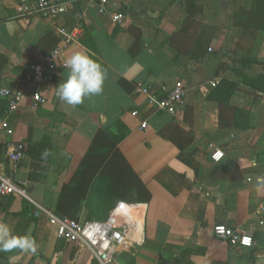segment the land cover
Masks as SVG:
<instances>
[{"label":"crops","instance_id":"0c3cea01","mask_svg":"<svg viewBox=\"0 0 264 264\" xmlns=\"http://www.w3.org/2000/svg\"><path fill=\"white\" fill-rule=\"evenodd\" d=\"M21 1L0 0V87L22 89L16 79L30 64L80 30L41 84L43 103L32 108L26 96L7 119L12 134L0 135V171L30 189V199L0 196V222L16 235L30 232L38 244L35 253L0 252V264H93L87 248L57 237L48 213L100 220L101 197L90 188L103 157L111 180L125 165L150 193L148 201L134 202L131 182L130 201L118 198L142 205L131 213L142 225L139 243L127 245L116 264H264V214L256 213L264 203V189L256 190V178L264 176V92L234 72L264 74V6L250 20L254 0H193L201 12L190 7L189 15L187 0H109L110 12L125 15L116 24L91 0H74L54 18L21 17L15 9ZM75 52L99 62L106 79L102 94L73 108L55 87L67 78L64 62ZM243 58L259 63L244 67ZM221 79L238 82L228 105L207 98ZM175 81L186 96L171 115L158 101ZM139 85L149 92L139 93ZM5 106L0 98V115ZM236 107L249 109L246 128L233 125ZM11 145L19 161L5 156ZM45 149L52 154L42 159ZM91 149L88 171L95 175L87 180L82 162ZM214 149L223 152L218 161L210 157ZM217 223L250 232L254 245L231 247L214 236Z\"/></svg>","mask_w":264,"mask_h":264},{"label":"built area","instance_id":"2783aa9c","mask_svg":"<svg viewBox=\"0 0 264 264\" xmlns=\"http://www.w3.org/2000/svg\"><path fill=\"white\" fill-rule=\"evenodd\" d=\"M74 0H24L16 5L18 15L21 17L39 16L42 18H54L67 11V7ZM96 4L98 12L109 14L116 24H122L125 15L122 11L110 12L109 0H91ZM82 14L78 15V19ZM80 27L77 26L76 32L68 34L61 43L52 48L45 54L41 60L30 64L29 69L16 79V82L22 86V89L0 87V98L6 101V115H0V135H11L13 130L7 123L8 117L18 108L21 101L30 96L32 108L43 103L44 98L40 92V86L45 81L48 74L56 69L57 61L62 57L66 47L74 41L79 33ZM139 93L147 94L146 87L138 86ZM186 89L181 81H175L163 97L158 101L160 108L174 115L184 108V99ZM133 114H137L134 111ZM146 126L145 122L141 127ZM3 151L0 147V170ZM5 156L11 161H19L21 153L17 148L11 145L6 151ZM211 159L218 161L223 157L220 149H214L210 155ZM18 194L30 199L27 187L17 186L8 174L0 171V196ZM136 203H126L118 201L105 220H75L65 216H58L51 213L49 222L56 227L57 237L61 240L77 243L87 248L92 254L93 264H115L116 256L124 250L127 245L139 243L140 226L142 221L133 218L128 211ZM145 209V208H144ZM130 210V209H129ZM124 212V213H123ZM258 215L264 214V203L256 207ZM120 218V220L118 219ZM215 237L226 241L231 247H252L254 239L252 234L245 230H240L223 223H217L213 226Z\"/></svg>","mask_w":264,"mask_h":264},{"label":"trees","instance_id":"16d2710c","mask_svg":"<svg viewBox=\"0 0 264 264\" xmlns=\"http://www.w3.org/2000/svg\"><path fill=\"white\" fill-rule=\"evenodd\" d=\"M186 4H187L186 9H187L188 15L190 13V10H189L190 7L194 8L195 9L194 11L197 13L201 12V8L194 5L193 0H187ZM252 4H254V9L251 10L249 13L246 12V15L248 13L249 15L248 18L250 20L251 19L258 20L260 17V14L259 13L255 14L254 11L256 9L260 8L261 10V8H263L262 5L264 6V0H254ZM240 12H242V10ZM238 15L235 14L234 17H237ZM261 17H263V13H261ZM241 63L244 65V67H248L254 63H259V61H257L255 58H243L241 59ZM261 64L264 65V61H262ZM234 72L236 76L240 78L241 83H243L244 85L256 91L264 92V74L258 75L256 78H250V77L241 75V72L238 70ZM237 86H238V82L234 80L221 79L219 83L216 85V87L214 88V90L208 95L207 98L208 100L216 101V102L228 105L230 102V98L233 95L234 91L236 90ZM248 118H249V109H247L246 107L233 108V120H234L233 125L234 126L240 127V128H246L247 126H249ZM96 140L97 138L94 139V142L92 143V148L93 146L97 145ZM91 151L93 152V150L91 149L89 153L86 155V157L84 158V161L82 162L83 166L85 165V167L83 168L84 169L83 176L88 175L87 180H90V178H93L95 175L94 171L93 172L88 171V168L91 167V165L94 162L93 156H91ZM102 163L104 164L103 168H101L102 170L99 172L98 177L94 179L93 186L90 188L92 192L96 191L97 196L101 197V202L98 203L99 208H97L98 209L97 215L99 214L98 218L100 220H105L107 218V216L109 215L108 213L111 211V208H113L114 205L118 202V198H122V199L124 198L125 200H128L127 198L129 194L132 192V188H133L130 185L131 182L134 184L135 186L134 188L137 190V194H138V197L136 200H134V202H139V201L145 202L150 199V193L141 184V182L135 178V176L132 174L129 168H127V166L120 165L119 167L120 169L118 170L117 173H115L114 179L111 180L112 175L110 174V171L108 169L109 163H110L109 160H107L106 157H103ZM111 181H113L112 187L114 186V188L111 187ZM112 190H114V192H112ZM114 194H116L117 196ZM128 201H125V202H128Z\"/></svg>","mask_w":264,"mask_h":264},{"label":"clouds","instance_id":"9594fccd","mask_svg":"<svg viewBox=\"0 0 264 264\" xmlns=\"http://www.w3.org/2000/svg\"><path fill=\"white\" fill-rule=\"evenodd\" d=\"M64 66L68 69L67 78L55 87L60 101L75 108L86 98L102 94L106 70L87 53H73L65 59ZM51 154L50 150L45 149L41 157L46 159ZM262 189H264V176H258L256 190ZM17 249L24 253H35L38 244L30 232L16 235L7 223L0 222V252H12Z\"/></svg>","mask_w":264,"mask_h":264},{"label":"bare ground","instance_id":"6f19581e","mask_svg":"<svg viewBox=\"0 0 264 264\" xmlns=\"http://www.w3.org/2000/svg\"><path fill=\"white\" fill-rule=\"evenodd\" d=\"M140 207H142V205H139V204H136V205H134V207H130L129 209H128V211H126V210H124V212H126V213H129L130 214V216L132 215L131 213L132 212H134V211H138V209L140 208ZM123 212V213H124Z\"/></svg>","mask_w":264,"mask_h":264},{"label":"water","instance_id":"95a60500","mask_svg":"<svg viewBox=\"0 0 264 264\" xmlns=\"http://www.w3.org/2000/svg\"><path fill=\"white\" fill-rule=\"evenodd\" d=\"M30 191V189H28V192Z\"/></svg>","mask_w":264,"mask_h":264},{"label":"rangeland","instance_id":"374dc122","mask_svg":"<svg viewBox=\"0 0 264 264\" xmlns=\"http://www.w3.org/2000/svg\"><path fill=\"white\" fill-rule=\"evenodd\" d=\"M116 264V263H115Z\"/></svg>","mask_w":264,"mask_h":264}]
</instances>
